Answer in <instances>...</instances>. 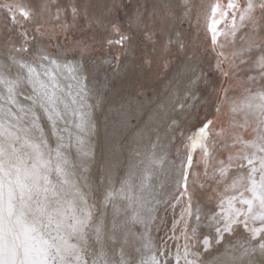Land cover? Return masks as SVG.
Here are the masks:
<instances>
[{"label": "snow or ice", "instance_id": "6c2138e0", "mask_svg": "<svg viewBox=\"0 0 264 264\" xmlns=\"http://www.w3.org/2000/svg\"><path fill=\"white\" fill-rule=\"evenodd\" d=\"M209 9L203 15L213 46L221 34L218 26L227 24L230 18L231 28L223 35L234 39L240 28L246 29L243 46L231 55L239 57L241 63L251 59L256 70L247 82H240L239 95L229 96V90L222 88L218 102H214L217 114L227 107L232 129L247 132L252 123L255 126L250 140L233 132L236 153L227 161L220 160L211 175L208 141L214 120L206 119L188 135L184 144L186 163L182 161L179 170L160 149L159 135L153 141L151 129L145 128L135 130L138 139L133 141L134 147H129L115 181V170L123 155L116 148L112 149L115 161L104 164L101 160L93 176L95 156L86 137L95 131V125L91 121L93 105L88 100L99 89L86 83L83 60L61 61L46 49H34L29 58L24 55L29 53L25 45H12L0 58V264H162L152 254L147 235L154 205L160 203L162 195L172 196L177 202L187 197L181 220L187 231L185 217H194L196 227L191 233L195 238L202 209L196 206L193 211L194 194L188 191V181L190 175L194 184L201 179L198 173L189 171L197 150L203 154L204 163V179L199 187L203 189L209 180L217 186L223 184L222 192L217 193L218 210L205 217L215 225L216 244L226 234L235 235L238 229L246 234L226 245L215 264H258L256 255L264 257V0H247L244 4L228 0L226 5L216 2ZM72 11L75 18L78 10L74 7ZM0 14L12 25L33 18L22 0H0ZM22 35L27 37V31ZM128 39L121 33L114 43L122 46ZM218 55L222 59L216 67L227 77L222 68L227 57L223 51ZM189 70L192 76L185 94L191 96V88L203 73L198 76L194 69ZM176 107L183 110L185 104L178 101ZM167 115L162 111L159 118ZM169 119L176 123L174 117ZM112 121L113 143L123 142L126 114L118 108ZM230 169L236 172L231 179ZM173 172L176 175L172 182L179 196L160 191ZM139 225L144 232L139 231ZM211 243L204 236L205 251ZM145 254L146 259H135ZM184 255H189L187 246ZM192 255L197 257L199 253ZM185 264L197 261L185 259Z\"/></svg>", "mask_w": 264, "mask_h": 264}, {"label": "rangeland", "instance_id": "374dc122", "mask_svg": "<svg viewBox=\"0 0 264 264\" xmlns=\"http://www.w3.org/2000/svg\"><path fill=\"white\" fill-rule=\"evenodd\" d=\"M33 13V18L12 25L0 14V58L12 45H25L31 58L34 49H46L50 55L67 60H83V72L87 75L86 83L91 88L93 84L99 89L94 92L89 102L93 105L91 119L95 121V131L90 135L95 160L92 175L104 164L115 161L112 149L122 152L119 167L115 170L114 181L120 175V167L124 166L129 147H134L133 141L138 139L135 130L150 128L151 139L159 135V146L167 156L170 164L179 170L181 162L186 163L184 144L188 135L200 127L206 119H213L208 141L211 152L208 171L211 175L220 160L227 161L229 155H234L237 148L232 146L233 132L239 133L244 139L254 138L250 125L247 132L239 128L232 129L230 113L224 107L221 113L215 112L221 89H228L229 96L239 95L237 91L240 82H247L248 77L256 75L251 59L241 63L240 58H233V52L243 46L245 28L237 31L236 37L225 36L229 32L231 20L221 23V34L217 44L213 46L211 33L207 31L204 13L210 11L209 5L219 2L227 4L228 0H22ZM244 4L247 0H237ZM116 5L111 8V5ZM78 10L73 17V8ZM58 17V18H57ZM239 23V21H237ZM39 27V32L36 28ZM117 29L119 31H117ZM27 31V37L22 35ZM250 29L248 32L250 33ZM129 37L123 45L114 43L120 34ZM112 40V44L108 41ZM171 41V43H169ZM183 43V49L180 44ZM223 51L227 57L222 64L227 77L217 69L218 55ZM247 59V58H246ZM190 68L196 75L203 73L197 84L191 88L193 95H186L189 88ZM258 79V77H257ZM97 95L99 102H97ZM183 102L185 107L180 110L177 102ZM122 109L126 114L127 126L122 129L121 136L126 140L113 143L114 134L112 115L116 109ZM176 109L173 111V109ZM162 111L167 112L163 119L159 118ZM93 115V116H92ZM169 117H174L173 124ZM243 121H240L242 123ZM75 149H73V152ZM203 154L197 150L190 173H198L201 177L195 184L190 175L188 191L193 195V211L196 206L202 209L201 222L197 227L195 238L191 229L196 227L194 217L188 219V229L181 220L182 209L187 206V197L179 202L168 195H162L160 203L155 204L153 220L148 225L147 235L151 239L152 254L162 264H185V259L196 260L197 264H215V258L224 252L226 245L243 239L246 234L238 229L235 235H225L224 240L217 245L215 240V225L206 216H211L216 209L217 193L222 192L223 184L217 186L211 180L199 187L203 181ZM236 172L229 170V179ZM176 173H170V180L162 193L176 191ZM118 186V185H117ZM215 189V192L213 191ZM159 190V189H158ZM182 191V189H181ZM251 226V225H250ZM140 232L145 229L137 226ZM208 236L211 247L203 248V238ZM189 255L185 257V247ZM193 252L199 253L194 257ZM163 253V255H161ZM141 258L135 256L139 261ZM264 260L259 254L255 257Z\"/></svg>", "mask_w": 264, "mask_h": 264}, {"label": "bare ground", "instance_id": "6f19581e", "mask_svg": "<svg viewBox=\"0 0 264 264\" xmlns=\"http://www.w3.org/2000/svg\"><path fill=\"white\" fill-rule=\"evenodd\" d=\"M55 57V56H54ZM57 58V57H56ZM58 59H59V57H58ZM59 60H61V61H64L65 59H59ZM83 75L85 76V75H87L85 72H83ZM89 102V101H88ZM93 116V115H92ZM91 121H92V123L95 125L96 123H95V121H93L92 119H91ZM86 140L87 141H89V143H91V139H90V135L89 136H87L86 137ZM88 143V142H87ZM94 143V141H92V143H91V145ZM90 144L88 145V146H91Z\"/></svg>", "mask_w": 264, "mask_h": 264}]
</instances>
